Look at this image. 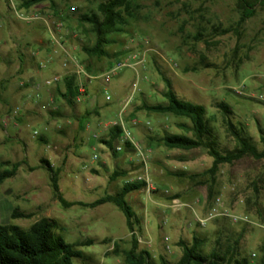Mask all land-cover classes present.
<instances>
[{
  "label": "rangeland",
  "instance_id": "obj_1",
  "mask_svg": "<svg viewBox=\"0 0 264 264\" xmlns=\"http://www.w3.org/2000/svg\"><path fill=\"white\" fill-rule=\"evenodd\" d=\"M105 1L43 3L30 10L43 20L27 23L18 19L8 0H0V117L27 115L46 129L45 134L40 125L28 129L25 137L29 148L15 141L0 146V162L21 163L13 178L0 184V225L13 223L28 229L42 218L53 219L66 242H95L81 249L84 258L75 264H126L125 252L132 248L133 235L123 212L110 203L94 209L78 205L64 208L54 198L49 173L40 160L49 159L54 169L60 170V189L68 202L90 204L118 193L126 182H137L144 174L140 156L126 146L116 153L118 141L114 150L101 141L108 140L105 125L119 120L122 102L136 88L126 121H139L137 126H127L134 141L143 145L153 186L150 192L144 188L127 197L140 221L136 226L140 249L150 252L157 264L161 257L177 264L183 255L180 242L191 245L198 238L205 241L202 251L206 255L232 246L237 257L248 259L250 264H264V159L245 157L233 165H222L211 183L202 175L213 163L207 150H171L162 144L168 133L192 136L182 129L183 124L191 125L190 120L142 109L143 104L167 103V79L179 99L206 108L221 150H234L237 143L227 130V116L218 108L220 103L230 106L232 122L244 127L262 150L264 102L259 96L264 94V9L239 26L235 0H134V16L127 18L122 33L110 35L108 56L89 59L83 48L92 47L95 36L90 25L80 24V16L97 13L98 5ZM14 2L19 6V0ZM55 22L63 24L59 34L52 29ZM225 30L230 32L225 34ZM198 35L200 41L195 39ZM53 36H59L81 64L91 65L92 73L105 72L115 63L129 66L108 85L101 81L91 85L93 106L84 102L72 108L55 88L49 89V94L43 87L40 94L45 92L55 101L49 106V97L37 99L38 91L30 86L66 72L65 55ZM46 47L51 53L42 57ZM48 59L52 63L41 70L40 62ZM55 63L57 72L34 80ZM32 101L36 104L27 105ZM34 130L43 134L45 142ZM17 145L20 148L11 150ZM5 169L10 167L0 165V172ZM114 172H126V176L112 178ZM176 172L186 176L178 177ZM209 187L212 200L220 198L228 212L248 216L252 224H235L219 217L201 227L191 209L178 213L169 209L170 202L179 199L205 217L212 207ZM15 208L34 217L12 221Z\"/></svg>",
  "mask_w": 264,
  "mask_h": 264
},
{
  "label": "trees",
  "instance_id": "obj_2",
  "mask_svg": "<svg viewBox=\"0 0 264 264\" xmlns=\"http://www.w3.org/2000/svg\"><path fill=\"white\" fill-rule=\"evenodd\" d=\"M19 10L30 11L35 6L43 3L55 4L57 0H19ZM236 7L240 13L239 26H242L247 20L257 15L259 9H264V0H235ZM134 0H107L98 5L97 13H87L80 16V24L90 25L91 32L95 36V43L92 47H84L83 51L89 59H102L108 56L106 47L112 43L110 35L122 33L127 25V18L134 16ZM225 30L224 33H229ZM201 35L195 37L200 41ZM112 66V65H111ZM110 66V67H111ZM86 69L92 73L91 65ZM95 74V73H92ZM100 74V73H98ZM168 90L164 96L167 99L166 104L149 105L143 104L142 109L148 112L161 114H173L177 117H183L190 120L191 125H182V129L191 132L192 136L183 134H166L162 139V144L168 149H177L182 151H192L196 149H205L210 157L213 158L212 166L202 175L208 177V181L213 183L222 165H233L245 157H252L255 160L264 159V135L262 133L263 149L259 150L253 143L252 138L247 134L244 127L238 128L233 122V115L230 106L226 103L218 104V108L225 117L227 130L235 138L237 147L231 151L220 149L214 130L210 126L207 117V110L202 105H196L191 102L183 101L178 98L172 88L170 81L165 79ZM58 96L70 107L76 105V97L79 95L77 78L74 75L66 76L62 87L56 88ZM121 130L116 127L109 131L108 140H101L102 143L112 150L114 144L120 138ZM41 141L42 138H40ZM126 148H131L126 144ZM132 149V148H131ZM117 153V152H116ZM41 167L45 169L50 176L51 190L54 198L64 207L83 206L88 208H97L105 204H113L118 207L126 217L127 226L133 235L132 248L125 252L126 264H157L151 253L140 249L138 237L136 236V226L140 224L134 210L127 202V197L137 191L147 187L146 182H126L121 190L114 195H106L90 204L83 202H68L60 189V170L54 169L47 159L40 160ZM1 166H9L10 170L5 169L0 172V184L13 178L21 163L12 164L3 163ZM126 176V172H114L112 178ZM176 176L185 177L186 173L176 172ZM200 175H191L190 178H198ZM209 183V182H207ZM208 199L213 206L212 187H209ZM32 213L21 212L15 208L11 214V220L32 219ZM59 224L57 221L49 218H42L34 222L28 229L13 223L0 225V264H75V261L84 258V247L94 245L93 240H87L79 243H68L64 237L58 234ZM204 240L195 238L191 245L180 242L183 248V255L177 264H250L248 259L239 258L234 247L227 246L223 250H214L208 255L204 254L202 247ZM118 248V246H117ZM159 264H171L164 257L160 258Z\"/></svg>",
  "mask_w": 264,
  "mask_h": 264
},
{
  "label": "built area",
  "instance_id": "obj_3",
  "mask_svg": "<svg viewBox=\"0 0 264 264\" xmlns=\"http://www.w3.org/2000/svg\"><path fill=\"white\" fill-rule=\"evenodd\" d=\"M8 1L10 2L11 9L14 11V13L16 14L19 20L27 23L43 20L42 16L39 13L31 12V11H21L19 10L18 6H16L14 0H8ZM52 29L56 31L57 34H59L63 29V24L61 22H55L54 27ZM53 40L55 44L58 46V48L61 50L62 54L65 55L63 68L66 70V72L63 75H55L49 77L45 79L43 83L34 82L33 87L36 91H38L37 98L41 97L39 91L43 87L49 89L52 88L56 89L59 86L63 85L64 77L74 75L77 78L78 91H79V95L76 97L75 101L76 103L80 104L84 101L85 97L87 96V91L93 83H95L96 81H101L105 85H108L111 82V80L121 72L123 68L129 66L124 63H115L105 72H102L100 74H92L88 72L86 66L81 64L62 45V43L59 40V36L58 37L53 36ZM51 63H52V59H48L47 61H42L39 64V68L41 70L46 69L48 65ZM135 93H136V88L132 91L131 95L128 96L127 99L122 102V107L119 112V120L117 122H110L106 124L105 128L110 131L111 129L118 127L121 130L120 138L118 140V145L115 148L116 152H123L126 144L128 143L130 144L131 148L140 156L141 164L143 165V169H144V174L137 178V182L139 181L146 182L147 184L146 189L148 192H150L153 190V186L150 182V177H149V167L147 161L148 158L143 152V145L141 143L134 141V139L132 138V134L127 126V123H130L133 126H137L139 124V121L135 118H131L130 121H126L127 113L135 100ZM106 95H107L106 98L109 101L111 97L108 95V93ZM259 100L264 102V94L259 96ZM49 104H50L49 106L54 105L55 101L52 99ZM34 134L38 135L37 132H35ZM95 159H97L96 156ZM184 208H189L193 211L194 219L196 223L201 227H206L208 222L219 217L229 219L232 223L235 224L240 222L246 224H252V221L248 216H241L228 212L225 209L224 203L221 202L220 198H217L214 201L213 206L211 207V209L209 210L208 214L205 217L199 216L191 206L183 203L179 199H173L169 204V209L175 213L180 212ZM167 248L169 249V247Z\"/></svg>",
  "mask_w": 264,
  "mask_h": 264
},
{
  "label": "crops",
  "instance_id": "obj_4",
  "mask_svg": "<svg viewBox=\"0 0 264 264\" xmlns=\"http://www.w3.org/2000/svg\"><path fill=\"white\" fill-rule=\"evenodd\" d=\"M49 49H50L49 47L43 48L41 56L42 57H48L49 54L51 53ZM57 66H58V63L53 64L49 68L48 71H46L44 73H40L39 75H35L33 77L34 80L37 81L38 78L41 80L42 79L44 80L46 77H49L50 75H52V73L57 72ZM31 87L34 88L33 85H31L30 88ZM59 87L61 88L62 85ZM25 90H28V89H25ZM45 90L49 94L52 93V92H50L49 88H46ZM54 90L56 91V89H54ZM90 90H91V87L88 89L87 96L85 97L84 101L82 102V103L87 102V104H88L87 106H89V107L93 106V101L90 100ZM47 93L45 94V92L44 93L42 92V95L40 98L43 97L44 99L46 98L48 100V97L50 95H48ZM50 97H52V96H50ZM50 97H49V101H50ZM36 98H37V96H36ZM35 104H36L35 101L34 102L33 101L27 102V105H35ZM35 125H40L41 127H43L44 128L43 134H45L44 131L46 129H45V126L43 125V123H38L37 121L34 120L33 117H29L27 115H3V116H1L0 117V146L7 145V144L15 141L16 143H18V145H21V147L26 146L27 148H29L30 145H29V142L26 140L25 135H26L28 129L33 128ZM34 132H36V130H34L33 133ZM43 134L40 133L38 135L43 140V141H41V139H40L41 142H45V140H46L45 138L42 137ZM17 146L13 147L11 150L16 151L18 148H20V146H18V147ZM47 160L50 161L49 159H47ZM6 162H10L12 164L20 163V161L5 160L3 162H0V165H2L3 163H6ZM50 163L52 164V162H50Z\"/></svg>",
  "mask_w": 264,
  "mask_h": 264
}]
</instances>
